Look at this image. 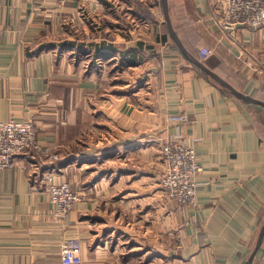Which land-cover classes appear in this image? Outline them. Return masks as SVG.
I'll return each instance as SVG.
<instances>
[{"label": "crops", "instance_id": "crops-1", "mask_svg": "<svg viewBox=\"0 0 264 264\" xmlns=\"http://www.w3.org/2000/svg\"><path fill=\"white\" fill-rule=\"evenodd\" d=\"M222 2L171 0L195 34L183 45L212 50L210 69L264 101V28L219 30L212 12ZM11 119L34 122L42 152L0 171V264H63L69 238L81 243V264L251 255L264 222V109L180 55L158 0H0V121ZM178 130L200 168L192 206L159 186L161 140ZM47 173L79 196L63 221L52 217ZM252 264H264V246Z\"/></svg>", "mask_w": 264, "mask_h": 264}, {"label": "built area", "instance_id": "built-area-1", "mask_svg": "<svg viewBox=\"0 0 264 264\" xmlns=\"http://www.w3.org/2000/svg\"><path fill=\"white\" fill-rule=\"evenodd\" d=\"M213 12L212 18L217 28L225 32L264 28V0H224ZM199 55L203 59L208 58L212 55V50L202 48ZM174 119L181 124L187 121L185 117L172 118ZM30 149L37 153L42 152L34 122L14 119L0 121V171L12 168L17 157ZM160 152L165 170L159 186L165 197L169 202L183 206L194 205L198 188L195 179L200 168L193 146L184 140L178 130L173 136L161 140ZM43 156L50 162L54 159L53 156ZM42 183L53 206V219L65 220L78 202L79 196L65 181H56L52 173L44 174ZM60 255L63 264H81L80 241L76 238L65 239L61 244Z\"/></svg>", "mask_w": 264, "mask_h": 264}, {"label": "water", "instance_id": "water-1", "mask_svg": "<svg viewBox=\"0 0 264 264\" xmlns=\"http://www.w3.org/2000/svg\"><path fill=\"white\" fill-rule=\"evenodd\" d=\"M160 6L164 17V23L166 24L167 31L169 33L170 38L173 40L174 44L179 49L181 55L193 66L197 67L201 72H203L206 76H208L213 82H215L217 85L221 86L222 88H225L228 90L236 99L240 100L241 102H244L246 104L258 106L264 109V101L259 100L251 95L244 94L238 90H236L231 84H229L226 80H224L222 77H220L217 73H215L213 70L208 68L203 62L198 60L197 58H193L190 53L186 50L183 43L181 42L180 38L176 34L172 23L170 21L169 17V10H168V2L167 0H160ZM264 239V222L261 225V228L259 230V234L255 243V247L249 256V258L245 261V264H252V261L257 254V251L261 247V244Z\"/></svg>", "mask_w": 264, "mask_h": 264}, {"label": "trees", "instance_id": "trees-1", "mask_svg": "<svg viewBox=\"0 0 264 264\" xmlns=\"http://www.w3.org/2000/svg\"><path fill=\"white\" fill-rule=\"evenodd\" d=\"M168 2V10H169V17H170V21L172 23V26L175 30V32L177 33L178 37L180 38V40L182 41L183 43V39L185 38V36L187 37H190L192 39V42L196 41V38H195V34L191 31V30H187L185 28H182L179 23L177 22V20L175 19V17L173 16V10H172V6H171V0H167ZM134 5L137 7L138 10L141 11V13H144L145 16H151V14H148V13H145V10H146V5L143 4L142 2H133ZM158 3L160 5V0H158ZM164 26L166 27V24L164 23ZM167 29V27H166ZM169 34V33H168ZM174 44V42H173ZM184 44V43H183ZM174 47L176 48V50L180 53L179 49L177 48V46L174 44ZM184 47L186 48V50L190 53V55L193 57V58H197L198 60H200L201 62H203L208 68H209V65H208V62H207V59L208 58H205L203 59L199 53L195 50H193L192 48H189L187 47L186 45H184ZM181 55V53H180ZM182 56V55H181ZM190 64V63H189ZM200 75H202L204 78H206L207 80H209L210 82H212L213 84H215L216 86H218L224 93L232 96L233 98H235L228 90H226L225 88H222L221 86L217 85L215 82H213V80H211L208 76H206L203 72H201L197 67L193 66L192 64H190ZM213 71H215L214 69H211ZM216 73V72H215ZM225 80V79H224ZM227 80V79H226ZM227 82L229 84H231L234 88L236 86H234L232 83H230L228 80ZM246 85H247V82H245ZM241 88L237 89V87L235 88L236 90L242 92V93H246L245 92V88H243V86L241 85L240 86ZM261 246H264V239H263V242L261 244Z\"/></svg>", "mask_w": 264, "mask_h": 264}, {"label": "rangeland", "instance_id": "rangeland-1", "mask_svg": "<svg viewBox=\"0 0 264 264\" xmlns=\"http://www.w3.org/2000/svg\"><path fill=\"white\" fill-rule=\"evenodd\" d=\"M66 183H68L69 185H70V183L69 182H67V181H65ZM71 186V185H70ZM187 206H192V205H187Z\"/></svg>", "mask_w": 264, "mask_h": 264}]
</instances>
